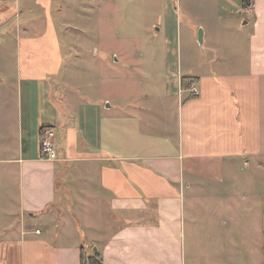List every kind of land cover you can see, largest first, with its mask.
Here are the masks:
<instances>
[{"label":"crops","instance_id":"1","mask_svg":"<svg viewBox=\"0 0 264 264\" xmlns=\"http://www.w3.org/2000/svg\"><path fill=\"white\" fill-rule=\"evenodd\" d=\"M214 1L244 60L209 72L183 61L178 36L160 104L119 111L55 88L58 0H0V264H82L83 252L102 264H264V198L242 223L223 203L229 181L264 169V0ZM190 2L178 0L195 19ZM47 126L56 160L42 155Z\"/></svg>","mask_w":264,"mask_h":264},{"label":"rangeland","instance_id":"2","mask_svg":"<svg viewBox=\"0 0 264 264\" xmlns=\"http://www.w3.org/2000/svg\"><path fill=\"white\" fill-rule=\"evenodd\" d=\"M193 1L186 5L194 6L190 8L195 19H190L178 0H58L60 10L55 20L64 49V66L55 88L63 97L76 93L105 97L109 100L105 106L111 102L119 111L128 109V104L134 101L149 104L155 100L158 105L167 85L166 66L171 57L167 49L176 47L178 36L185 63L219 72L230 62L243 61L245 50L241 35H236L233 28L220 33L217 17L221 9L217 1ZM172 2L179 8L175 19L168 14ZM228 9L237 18L241 17L235 14L236 8ZM197 20L206 29L203 45L199 41L201 28L196 29ZM244 67L243 62L241 68ZM53 98L62 107L60 94H53ZM262 165L246 169L256 172L255 180L229 181L223 203L238 205L240 218L237 219L241 223L250 213L244 209L248 203L257 208L263 203ZM250 189L254 190L253 195L246 196ZM199 200L193 199L197 220Z\"/></svg>","mask_w":264,"mask_h":264},{"label":"built area","instance_id":"3","mask_svg":"<svg viewBox=\"0 0 264 264\" xmlns=\"http://www.w3.org/2000/svg\"><path fill=\"white\" fill-rule=\"evenodd\" d=\"M192 91L194 92L195 95H199L200 93L199 89L196 86L192 87ZM41 146H42L43 158L48 159V160L57 159L56 135L53 129L45 133V136L41 142Z\"/></svg>","mask_w":264,"mask_h":264},{"label":"trees","instance_id":"4","mask_svg":"<svg viewBox=\"0 0 264 264\" xmlns=\"http://www.w3.org/2000/svg\"><path fill=\"white\" fill-rule=\"evenodd\" d=\"M245 4H246V2H245ZM51 129H52V127H49V126L43 127L41 129L42 139L44 138L45 133L47 131L51 130ZM82 264H102V263L97 259V257L88 258L86 256V254L83 252V254H82Z\"/></svg>","mask_w":264,"mask_h":264},{"label":"water","instance_id":"5","mask_svg":"<svg viewBox=\"0 0 264 264\" xmlns=\"http://www.w3.org/2000/svg\"><path fill=\"white\" fill-rule=\"evenodd\" d=\"M199 41H200L201 45H203L204 37H203V30L202 29H200Z\"/></svg>","mask_w":264,"mask_h":264}]
</instances>
